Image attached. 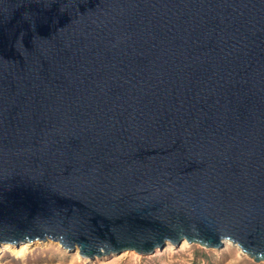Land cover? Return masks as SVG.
Here are the masks:
<instances>
[{
  "label": "water",
  "instance_id": "95a60500",
  "mask_svg": "<svg viewBox=\"0 0 264 264\" xmlns=\"http://www.w3.org/2000/svg\"><path fill=\"white\" fill-rule=\"evenodd\" d=\"M48 241L264 263V0H0V246Z\"/></svg>",
  "mask_w": 264,
  "mask_h": 264
},
{
  "label": "rangeland",
  "instance_id": "374dc122",
  "mask_svg": "<svg viewBox=\"0 0 264 264\" xmlns=\"http://www.w3.org/2000/svg\"><path fill=\"white\" fill-rule=\"evenodd\" d=\"M114 260V261H113ZM0 264H264L254 263L237 248L227 245L220 250L199 245H184L175 250L140 256L134 252L94 261H82L76 253L64 250L51 241L34 243L23 254L0 250Z\"/></svg>",
  "mask_w": 264,
  "mask_h": 264
},
{
  "label": "bare ground",
  "instance_id": "6f19581e",
  "mask_svg": "<svg viewBox=\"0 0 264 264\" xmlns=\"http://www.w3.org/2000/svg\"><path fill=\"white\" fill-rule=\"evenodd\" d=\"M182 246H184V245H188L185 241L184 242H182V244H181ZM180 245V246H181ZM227 245H231V246H233V247H235V248H237L239 251H240V249L236 246V245H233L232 243H230V242H228V241H226V242H224V246L226 247ZM30 246H31V244H27V243H25V244H21V245H19V246H14V245H2V246H0V250H9V251H12V252H14V253H16V254H18V255H21V254H23L25 251H27L29 248H30ZM179 246V247H180ZM179 247H177V248H179ZM177 248H175L174 246H172L171 244H167L166 246H165V251H169V250H175V249H177ZM162 251V250H161ZM161 251H156V253L157 252H161ZM75 253H76V255L78 256V257H80L79 256V254H78V251L76 250L75 251ZM126 253V252H125ZM242 253V252H241ZM80 260H82V261H88V260H85V259H82L81 257H80ZM114 261V260H113Z\"/></svg>",
  "mask_w": 264,
  "mask_h": 264
}]
</instances>
